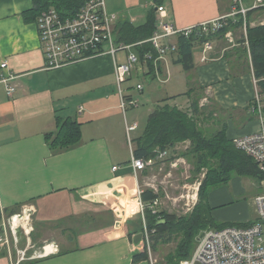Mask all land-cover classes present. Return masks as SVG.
Masks as SVG:
<instances>
[{"label": "crops", "instance_id": "crops-1", "mask_svg": "<svg viewBox=\"0 0 264 264\" xmlns=\"http://www.w3.org/2000/svg\"><path fill=\"white\" fill-rule=\"evenodd\" d=\"M37 1L0 0V64L7 63L6 69L0 66V233L12 211L15 215L33 207L34 249L41 251L54 244L57 252L22 264H155L150 254L148 260H134L146 246L138 213L139 191L151 189L157 193L159 210L176 207L177 197L168 190L162 192L160 184L169 183L168 175L173 176L181 164L189 162L184 154L191 142L178 144L154 166L136 171L133 140L142 135L145 126L142 129L138 124V129L128 135L127 124L139 121L128 118L127 110L139 105L122 108L115 76L116 61L124 63L135 52L131 48L126 56L117 54L114 58L107 54L47 69L37 20L30 13ZM104 1L107 13L116 17L114 29L124 22L144 25L152 10L159 18L160 7L166 12L164 21L179 29L211 22L233 8V0H160V4L157 0ZM232 32L237 41L241 39V29ZM223 40L214 39L207 53L204 45H197L195 68L190 72L175 64L170 53L157 58L154 76L148 74L147 63L141 62L123 83L133 76L159 81L163 92H155L162 95L158 102L179 96L173 102L182 108L190 105L191 98L184 94L193 88V97H202L201 107L210 106V112H214V118L207 121L218 125L215 130L226 124L227 136L234 141L257 133L261 130L260 119L251 116L249 107L256 94L250 60L241 57L242 43L232 45L226 41L223 45ZM204 56L207 61H203ZM3 77L12 80L6 84ZM8 85L16 89L12 96ZM122 92L125 100L133 97L126 96L123 88ZM57 117L81 124L80 145L63 152L51 149L47 136L56 133ZM229 184L210 193L215 220L254 222L256 206L254 218L249 212L242 216L236 213L242 204L237 200L241 180L234 179L232 187ZM163 194L174 206L166 204ZM139 234L142 240L136 242ZM25 247L27 239L20 233L18 249ZM16 260L14 246L10 250L0 248V264H15Z\"/></svg>", "mask_w": 264, "mask_h": 264}, {"label": "trees", "instance_id": "trees-1", "mask_svg": "<svg viewBox=\"0 0 264 264\" xmlns=\"http://www.w3.org/2000/svg\"><path fill=\"white\" fill-rule=\"evenodd\" d=\"M87 1L38 0L36 7L30 13L38 20L42 12L55 8L63 17H74ZM157 2L160 4V0ZM259 13H264V6L250 10L246 24L243 16L238 15L235 19L227 20V24L216 33L204 34L201 29H197L189 36H179L176 42L177 49L172 52L174 63L181 65L187 72L194 70V50L197 45H204L214 39H224L228 31L241 29L242 37L237 41L239 44L242 43L239 47L241 57L246 56L250 60V67L253 69L258 86L264 90V23L252 24L255 21L254 15ZM157 20L156 11L152 10L144 25L135 26L131 22H124L114 29L116 40L132 46L140 61L147 63L150 76L155 75V61L159 57L150 41L157 28ZM244 28H246L247 41ZM147 55L151 56V59ZM194 92L192 88L184 94L192 100L186 108L173 102L179 96L159 101L148 117L142 135L133 140L135 158L145 161L155 160V163L160 159V153L167 154L178 144L190 141L191 145L184 156L192 163L194 176H199L205 169L208 171L201 183L198 201L188 215L179 216L162 210H157L156 213L152 207L159 195L151 189H145L141 194L147 228L156 231L152 235V249L156 251L160 245H168L174 241L177 243L175 250L166 255V264H180L181 261L190 258L196 248L197 238L205 231L251 226L252 221H216L212 214L213 208L210 206L209 196L214 189L228 185L235 176L254 178L260 182L264 180V174L255 161L237 146L236 141L228 138L226 124L212 133L206 132L203 128L204 121L214 118V112H209V117H206V112H203L206 108L201 107L200 97H193ZM130 99L133 97L130 96L127 100ZM254 105L253 99L249 106L251 111ZM56 121V133L47 136L53 151L63 152L82 143V129L78 121L61 117H57ZM15 212L12 211L10 215ZM1 216L0 213V220ZM148 259L147 246L134 257L136 262Z\"/></svg>", "mask_w": 264, "mask_h": 264}, {"label": "built area", "instance_id": "built-area-1", "mask_svg": "<svg viewBox=\"0 0 264 264\" xmlns=\"http://www.w3.org/2000/svg\"><path fill=\"white\" fill-rule=\"evenodd\" d=\"M232 11L221 18L200 26L179 29L174 25L166 23L164 18L166 12L164 8H158L160 17L157 20V28L150 39L151 43L158 52L159 57H163L176 51L177 44L173 42L174 38L181 35L189 36L197 29H201L204 34L216 33L220 31L227 20L235 19L242 15L246 24L247 14L250 9L243 5V0H233ZM264 6L263 0H254L253 8ZM115 16L109 15L105 8L104 0H88L74 17H63L55 8H50L41 13L37 20L39 37L42 44L43 53L46 59L47 69H58L68 65L76 64L89 58L116 55L122 51H130L132 46L119 43L114 34ZM244 36L247 41L246 28ZM224 39L232 45L237 44V39L232 31L224 35ZM248 45V43H247ZM205 53L212 50L211 42L204 44ZM151 59V56H148ZM203 57V61H207ZM141 63L136 54L130 53L124 63L116 61L115 76L118 83L120 96L122 98V108L125 110L128 106L136 107L138 102L131 99L125 100L122 92V84L126 76H129L136 66ZM3 69L7 68V63H1ZM12 78L3 77L2 82L9 84ZM256 83V94L254 98L255 105L252 113L260 119L261 130L257 133L248 135L236 141L239 148L244 150L258 165L259 170L264 174V90ZM143 88L138 85V90ZM15 87L8 85V94L12 96ZM138 129V123L127 124L128 135ZM166 153H160L159 158L165 157ZM155 165V160L145 161L134 157L133 166L136 171H145ZM177 166V163L175 164ZM117 170V167L114 168ZM264 185V180L262 181ZM139 191V211L144 217L145 206L141 200ZM198 192L192 195H183L182 198L197 203L195 199ZM181 198V197H180ZM191 198V199H190ZM175 198L174 201L177 202ZM160 205L159 198L153 203L154 211L158 210ZM193 206V207H194ZM257 218L251 226L247 228L228 227L223 230H208L203 232V236L198 240L192 256L185 259L181 264H264V193L255 199ZM33 207L25 208L22 212L11 215L6 221H3L0 233V248L9 249L14 246L17 249V260L15 264H22L26 261H33L45 258L57 252L54 244L46 245L43 250L34 249L31 240V234L34 231L32 226ZM155 230L147 228L144 219L143 237L149 252L152 245V235ZM20 233H23L27 239V247L18 249L20 243ZM33 249V252L31 250Z\"/></svg>", "mask_w": 264, "mask_h": 264}, {"label": "rangeland", "instance_id": "rangeland-1", "mask_svg": "<svg viewBox=\"0 0 264 264\" xmlns=\"http://www.w3.org/2000/svg\"><path fill=\"white\" fill-rule=\"evenodd\" d=\"M243 5L246 8L252 10L254 9L252 8L254 6V0H245L243 1ZM254 17H255V24L264 23V13H259L257 15H254ZM226 41L227 40H223L222 44L226 45L227 42H229V41L227 42ZM118 54H123L124 56H126L125 55L126 51L119 52ZM158 82L159 81L150 80L149 78L147 79L145 76L144 77L133 76L131 79H129L126 83H123L122 85V88L125 90L126 96H130L129 94H132L133 100H135V102L139 101L138 103L139 106L137 108L129 107L127 111H128V118L136 117V119L139 121L138 124L142 126V129L146 124L145 122H147L146 114L152 108L153 104L158 103V100H159L158 98L162 96L160 93H155L159 91L158 89H161L160 91L163 92V87H161L162 85H160ZM138 84L144 89L143 91L144 95L142 94V92H139V90L137 89ZM128 91H131V92L128 93ZM209 107L210 106L206 107V115H209V112H210ZM251 116L253 118L257 117V115H255L254 113H252ZM207 120L208 119H206V121ZM203 128H205L207 133H212L215 131L216 128H218V125L214 124L212 120H209L207 121L206 125L204 123ZM178 168H179L178 170L174 171L173 176H170V174L169 175L167 174L168 179L166 181H169V183L164 182L160 184L162 192L164 191L166 192L168 190L170 194L179 198L177 199L176 207H171V208L165 207L160 210L167 211V212L169 211L170 213H175L179 216H184V215H188L193 210L194 202L190 200L189 205H186L187 200L185 198H182V196L187 195V194L192 195L196 191L199 192L201 183L207 176L208 171L207 169H205L201 172L199 176H194L193 165L192 163L188 161H187V164H181V166ZM165 174L166 173H164V176ZM161 178H163L162 175H161ZM234 179L241 180V184L239 185L240 195L237 197V200L240 201L242 204L238 206L239 207L238 211H237V208H235L237 211L236 213L242 216L243 214H247L249 212L250 215L253 216L254 218L255 217V199L257 196L264 193V186H262L260 181L255 180L254 178L235 176L232 179V181ZM232 181L229 184L231 185L230 187H232ZM162 198L167 199L166 204L169 203L170 205H173L174 202L169 200L166 197V194H163ZM236 213L234 215H236ZM140 218H141L142 225H144V217L142 214H140ZM142 228L144 229V226H142ZM176 244L177 243L174 241L168 245H160L158 252H155L153 249H151V253L149 254L153 257L154 263L155 264H166V259H165L166 255L175 250Z\"/></svg>", "mask_w": 264, "mask_h": 264}, {"label": "water", "instance_id": "water-1", "mask_svg": "<svg viewBox=\"0 0 264 264\" xmlns=\"http://www.w3.org/2000/svg\"><path fill=\"white\" fill-rule=\"evenodd\" d=\"M203 236V233L199 236L198 240H200ZM139 240H142V234H139L137 237H136V242H138Z\"/></svg>", "mask_w": 264, "mask_h": 264}, {"label": "bare ground", "instance_id": "bare-ground-1", "mask_svg": "<svg viewBox=\"0 0 264 264\" xmlns=\"http://www.w3.org/2000/svg\"><path fill=\"white\" fill-rule=\"evenodd\" d=\"M157 213V212H156Z\"/></svg>", "mask_w": 264, "mask_h": 264}]
</instances>
